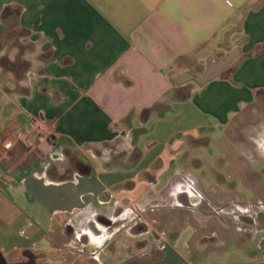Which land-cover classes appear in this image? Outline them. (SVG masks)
Masks as SVG:
<instances>
[{
	"label": "crops",
	"instance_id": "obj_1",
	"mask_svg": "<svg viewBox=\"0 0 264 264\" xmlns=\"http://www.w3.org/2000/svg\"><path fill=\"white\" fill-rule=\"evenodd\" d=\"M0 20L25 34L0 56V263L223 264L209 250L220 232L193 223L213 219L190 208L194 191L212 199L208 174H220L221 203L239 183L264 188V167L242 162L261 155L264 0H0ZM7 56L25 73L5 68ZM237 123L252 145L227 132ZM213 143L214 170L195 164ZM131 201L177 207L119 243L134 227L121 211Z\"/></svg>",
	"mask_w": 264,
	"mask_h": 264
},
{
	"label": "rangeland",
	"instance_id": "obj_2",
	"mask_svg": "<svg viewBox=\"0 0 264 264\" xmlns=\"http://www.w3.org/2000/svg\"><path fill=\"white\" fill-rule=\"evenodd\" d=\"M8 27L9 29H5ZM18 32L19 31L16 25L9 24V23L5 24V23H2L0 20V49L6 47V49L0 50V56L2 55L9 56L11 55L12 52H14L13 50H15L16 48H14L13 46L16 43H18L17 40L20 38V36L25 35L23 33H18ZM21 43L23 44V42ZM8 56L2 60V64L5 66V68L13 69L16 72H19L18 69L20 68L21 75L25 73L28 67V63L20 59L21 57L19 58L20 60L15 61V60H12L13 59L12 56H10L11 58ZM25 57L28 60H30V62L34 66L30 68V74L26 80L30 82L33 86L36 83V77H37L36 74L39 73L40 71L38 68V65H40V63L35 57V52L29 51L28 54L25 55ZM37 98L42 99L39 96ZM45 98L49 99L48 96H46ZM260 120L261 122L262 120H264V112L261 113ZM247 122L249 123L248 130L250 132H253L254 130L259 131V126H256V124H252V121H246L245 123ZM263 126L264 124L261 125V129L263 130L261 131L262 136L259 139L260 145L257 147L258 149H260L261 155H259L258 157L254 159L252 157L250 158V160H247L246 158H244V161H242L246 163V166L252 169L254 168L257 171L259 170L258 168L262 169L264 167V139H263L264 138V127ZM243 127L244 126L237 123V124L232 125L227 130V132L232 135L233 133L239 132L241 130L240 137L242 141L246 144L245 145L241 143L242 148L247 147L252 143V142L249 143L250 142L249 136H248L249 132L247 131V128L245 130H242ZM212 137H215V135H213ZM139 146L142 149V151H145L143 150L144 141L140 143ZM114 148L115 147H113V150ZM196 151H197L196 152L197 156H196V159L194 160V163L197 164V163H200L199 161H203L206 164V166H209L208 168H211L212 170H214L212 167H215L217 165V162H215L214 158L216 156L218 157L219 155H222L221 151H219V146H217L214 143L209 146H201ZM232 153L234 154V156L230 158L234 161V163H236L237 158L239 160H242L243 157L236 156L238 155L236 151H233ZM203 154L207 156L206 159H204L205 156L202 157ZM208 175H211L212 180H213V183L211 185L209 184L210 196L212 197V199L205 198V196L200 194L198 190L194 191L195 193H197L196 194L197 196H202V199H201L200 204L195 205V206L192 205L190 209L193 212L201 213L202 215L210 214V216L208 217L210 219H213V220H209V222H204V220L199 221V222L194 221L193 223L200 229V232L209 234L210 233L209 230H213L215 232L216 231L220 232L219 233L220 236L222 235V238L224 240L223 244H221V246H212V248L209 249L211 251L210 253L216 254L220 262H222L223 264H260L261 261H263L264 259V188L258 189L256 191H252L250 188L243 187V185H241L240 183L238 184L236 191H233V190L231 191L226 187L225 189H222V190L228 189L227 191L231 192V194H229L230 197H233L234 194L236 195L237 193L239 194V196L235 199L233 198L230 199L225 204V203H221L222 202L221 195L223 194L220 193V190H221V184H220V178H219L220 174L213 173V174H208ZM245 175L249 176L250 182L257 180L259 177H261V174H258L256 172L250 173V174L246 173ZM206 194L205 195L208 197L209 193L207 192ZM209 200H212L211 201L212 203ZM175 207L177 206H173L174 208L173 209L171 205H166V204H159V205L152 204L148 206L147 205L143 206V205H140V203L136 201L125 203V205L121 207V211L122 213L126 212L125 214H128V216L133 219L134 227L132 229H130L129 227L120 228L122 232L124 230H126L127 232L123 233L119 237V240H120L119 243L125 242V239H122V237L126 233L131 234V233H137V232L139 233L140 231L141 232L145 231L144 228H141L142 225L140 226L141 224L140 222L143 223L144 219H150V216L153 213L155 214V216H157V214L159 213V210H163L167 212L165 214L164 220L170 219L171 216H174L173 214H174ZM177 210H179L178 208L176 209V212L181 211L180 213L182 214L191 212L190 210H189L190 212H186L183 210L177 211ZM227 213L230 214L229 218L225 215ZM231 214L236 215L237 219L236 220L233 219ZM223 217L227 220V221H224L227 226L223 225V222L220 220ZM150 227L154 229L155 226H151L150 224ZM136 228L137 230H135ZM185 228L186 227L184 226L179 231H182ZM162 230L165 231L163 228H159L156 231L160 233V235H162L161 234L163 232ZM199 234H202V233H199ZM165 235L166 233L164 234V236ZM201 238L204 239L207 237H204L203 235V237ZM92 250L93 251H91V253L92 254L96 253V257L100 258V255L102 256V253H105V251H107V247L106 245H102L99 248L97 249L93 248ZM91 256L93 258V255ZM17 259H19V261L25 262L24 264H27L30 258L27 255L26 256L22 255V256H19ZM197 259H199V257L195 258V262L199 263ZM39 261L40 260L37 259L36 264H39ZM28 264H32V263H28Z\"/></svg>",
	"mask_w": 264,
	"mask_h": 264
},
{
	"label": "trees",
	"instance_id": "obj_3",
	"mask_svg": "<svg viewBox=\"0 0 264 264\" xmlns=\"http://www.w3.org/2000/svg\"><path fill=\"white\" fill-rule=\"evenodd\" d=\"M39 258H40V255L31 254L30 259L28 260V263L35 264L37 262V259H39Z\"/></svg>",
	"mask_w": 264,
	"mask_h": 264
},
{
	"label": "water",
	"instance_id": "obj_4",
	"mask_svg": "<svg viewBox=\"0 0 264 264\" xmlns=\"http://www.w3.org/2000/svg\"><path fill=\"white\" fill-rule=\"evenodd\" d=\"M2 257V255L0 254V258ZM1 264V263H0ZM3 264H6L5 262Z\"/></svg>",
	"mask_w": 264,
	"mask_h": 264
}]
</instances>
